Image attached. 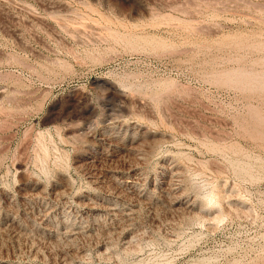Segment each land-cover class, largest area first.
I'll use <instances>...</instances> for the list:
<instances>
[{
    "label": "rangeland",
    "instance_id": "374dc122",
    "mask_svg": "<svg viewBox=\"0 0 264 264\" xmlns=\"http://www.w3.org/2000/svg\"><path fill=\"white\" fill-rule=\"evenodd\" d=\"M0 264H264V0H0Z\"/></svg>",
    "mask_w": 264,
    "mask_h": 264
},
{
    "label": "bare ground",
    "instance_id": "6f19581e",
    "mask_svg": "<svg viewBox=\"0 0 264 264\" xmlns=\"http://www.w3.org/2000/svg\"><path fill=\"white\" fill-rule=\"evenodd\" d=\"M207 7H208V6H207ZM36 15H37V14H36ZM18 20H19V19H18ZM41 24H42V23H41ZM193 27H194V26H193ZM26 29H27V28H26ZM117 36H118V35H117ZM117 36H116V37H117ZM124 36H125V35H124ZM116 37H114V38H116ZM119 37H120V36H119ZM121 37H122V36H121ZM130 37H131V36H130ZM111 38H112V37H111ZM125 38H127V37H125ZM121 39H122V38H121ZM123 39H124V38H123ZM126 40H127V39H126ZM130 40H131V39H130ZM130 40H129V41H130ZM133 40H134V39H133ZM131 42H132V41H131ZM131 45H132V44H131ZM139 88H140V87H139ZM146 89H147V88H146ZM29 92H30V91H29ZM25 93H26V92H25ZM151 97H152V96H151ZM156 97H157V96H156ZM18 99H19V98H18ZM105 119H106V118H105ZM112 123H113V122H112ZM120 125H121V124H120ZM131 127H132V126H131ZM133 128H134V127H133ZM68 130H69V129H68ZM97 133H98V132H97ZM93 135H94V134H93ZM102 135H103V134H102ZM98 136H99V135H98ZM100 136H101V135H100ZM104 136H105V135H104ZM107 136H108V135H107ZM132 136H133V135H132ZM96 137H97V136H96ZM109 137H110V136H109ZM111 138H112V137H111ZM116 138H117V137H116ZM116 138H115V139H116ZM1 139H2V138H1ZM97 139H98V138H97ZM103 139H104V137H103ZM109 139H110V138H109ZM132 139H133V138H132ZM91 140H92V139H91ZM96 141H97V140H96ZM105 141H106V140H105ZM115 141L117 142V140H115ZM129 141H130V140H129ZM136 141H137V140H136ZM136 141H135V142H136ZM109 142H110V141H109ZM109 142H108V143H109ZM111 142H112V140H111ZM113 142H114V141H113ZM118 142H119V140H118ZM106 143H107V141H106ZM114 143H115V142H114ZM91 144H92V143H91ZM112 144H113V143H112ZM135 144H136V143H135ZM135 144L133 143V145H135ZM115 145H118V143L115 144ZM122 145H123V144H122ZM101 146H104V145H101ZM128 146L133 147L132 144H131V145H128ZM136 146H137V145H136ZM136 146H135V147H136ZM131 147H130V148H131ZM100 148H101V147H100ZM108 148H109V147H108ZM106 149H107V146H106ZM131 149H132V148H131ZM131 149H130V150H131ZM133 149H135V148H133ZM133 149H132V150H133ZM130 150H129V151H130ZM103 151H105V150H103ZM102 153H103V152H102ZM100 155H101V154H100ZM97 156H98V155H97ZM99 157H100V156H99ZM93 158H94V157H93ZM93 158H92V159H93ZM96 158H97V157H96ZM88 159H89V158H88ZM94 159H95V158H94ZM90 162H92V161H90ZM131 162H132V161H131ZM93 163H94V162H93ZM90 164H91V163H90ZM142 164H143V163H142ZM162 164H164V163L162 162ZM95 165H96V164H95ZM95 165H94V166H95ZM164 165H165V164H164ZM133 166H134V165H133ZM95 167H96V166H95ZM127 167H128V166H127ZM164 167H165V166H164ZM240 169H241V168H240ZM96 176H97V174H96ZM102 178H103V177H102ZM134 178H135V177H134ZM63 179H64V178H63ZM89 179H90V178H89ZM125 179H126V178H125ZM91 180H92V179H91ZM135 180H136V179H135ZM61 181H62V180H61ZM96 181H97V180H96ZM35 182H36V181H35ZM63 182H64V181H63ZM60 183H62V182H60ZM128 184H129V183H128ZM33 186H34V185H33ZM59 186H60V185H59ZM29 187H30V186H29ZM53 187H54V186H53ZM64 187H65V186H64ZM23 188H24V187H23ZM31 188H32V187H31ZM161 188H162V187H161ZM64 189H65V188H64ZM64 189L61 188V190H60V188H59L58 190L61 192V191H63ZM26 190H27V189H26ZM30 190H31V189H30ZM37 190H38V189H37ZM53 190H54V189H53ZM24 191H25V190H24ZM33 191H34V190H33ZM49 191H50V190H49ZM55 191H56V189H55ZM66 191H67V190H66ZM66 191H65V192H66ZM25 192H27V191H25ZM25 192H24V193H25ZM34 192H35L34 194H35V196H36V195H37V194H36V191H34ZM44 192H45V191H44ZM24 193H23V194H24ZM27 193H30V192L28 191ZM27 193H26V194H27ZM32 193H33V192H32ZM32 193H31V194H32ZM39 193H40V192H39ZM56 193H57V192H56ZM58 193H59V192H58ZM62 193H63V192H62ZM3 194H4V193H3ZM41 194H42V193H41ZM43 194H44V193H43ZM60 194H61V193H60ZM38 195L40 196V194H38ZM56 195H57V194H56ZM58 195H59V194H58ZM58 195H57V197H58ZM24 196H25V195H24ZM26 196H27V195H26ZM29 196H30V195H29ZM29 196H28V197H29ZM41 196H43V195H41ZM30 197H31V196H30ZM36 197H38V196H36ZM45 197H46V196H45ZM50 197H51V195H50ZM4 198H5V197H4ZM210 200H211V199H210ZM54 201H55V200H54ZM126 201H127V200H126ZM143 201H144V200H143ZM138 202H139V201H138ZM88 205H89V204H88ZM93 207H94V206H93ZM95 207H96V206H95ZM110 210H111V209H110ZM88 212H89V211H88ZM41 218H42V217H41ZM10 222H11V221H10Z\"/></svg>",
    "mask_w": 264,
    "mask_h": 264
}]
</instances>
